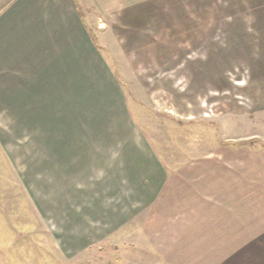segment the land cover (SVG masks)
<instances>
[{
    "label": "crops",
    "instance_id": "0c3cea01",
    "mask_svg": "<svg viewBox=\"0 0 264 264\" xmlns=\"http://www.w3.org/2000/svg\"><path fill=\"white\" fill-rule=\"evenodd\" d=\"M150 2L0 0V251L17 250L22 190L44 235L63 253H95L93 263L103 264L102 249L119 232L171 235L148 227L150 219L162 218L149 205L166 202V169L150 154L98 50L106 37H115L108 30L117 27L112 19L138 15ZM245 176L244 170L230 181L220 175L222 194L202 181L194 188L197 176H189L188 216L172 214L188 218L190 242L151 246L162 264L264 263L255 249L264 245V220L254 231L245 229L243 211L264 204L259 193L245 200L255 187L264 197V174L254 169ZM139 218L141 227H126ZM112 249L109 259L121 257ZM148 250H141V259ZM125 253V260L132 256Z\"/></svg>",
    "mask_w": 264,
    "mask_h": 264
},
{
    "label": "rangeland",
    "instance_id": "374dc122",
    "mask_svg": "<svg viewBox=\"0 0 264 264\" xmlns=\"http://www.w3.org/2000/svg\"><path fill=\"white\" fill-rule=\"evenodd\" d=\"M142 7V13L129 12L122 22L112 19L117 27L108 30L115 37L97 45L150 154L166 169V202L149 205L162 218L150 219L148 227L171 235L119 232L102 249L103 264H162L151 246L189 244L188 218L172 214L188 216L189 176H197L194 188L202 181L220 194V175L230 181L238 170H244L245 179L254 169L259 177L264 174V0H153ZM256 195L264 201L258 187L247 189L245 200ZM26 198L22 190L17 250L0 251V264H98L92 262L93 252H61L44 235L42 221L32 217ZM262 207L246 205L245 229L254 231L253 225L264 220ZM142 223L139 218L126 227L136 230ZM114 245L121 257L112 260L108 255L114 254ZM256 247L259 259L264 245ZM124 253L132 256L125 260Z\"/></svg>",
    "mask_w": 264,
    "mask_h": 264
}]
</instances>
